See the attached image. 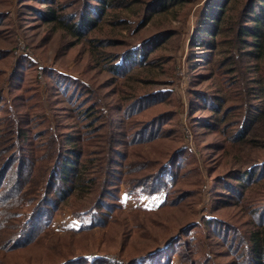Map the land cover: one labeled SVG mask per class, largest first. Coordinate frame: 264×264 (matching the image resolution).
<instances>
[{"label": "trees", "instance_id": "obj_1", "mask_svg": "<svg viewBox=\"0 0 264 264\" xmlns=\"http://www.w3.org/2000/svg\"><path fill=\"white\" fill-rule=\"evenodd\" d=\"M29 1L48 5L32 14L63 31L61 46L93 70L75 76L29 57L14 65L12 50L0 46V62L10 67L0 64V264H120L112 254L127 256L128 264H161L172 249L186 264H264V0H206L195 24L192 62L206 61L212 74L192 94L193 106L210 114L194 122L218 136L202 158L216 208L211 217L189 216L178 227L171 224L176 215L195 211L197 200L188 199L202 188L201 168L174 126L173 91L151 87L164 69L160 48L178 33L170 17L183 24L193 0ZM24 66L35 72L17 88ZM39 70L47 86L60 83L67 99L80 103L65 110L71 122H60L59 130L35 115L45 108ZM103 75L104 93L98 89ZM222 91L231 99L225 108ZM162 191L159 209L142 206L155 217L124 224L122 192ZM69 201L77 226L61 235L54 224ZM109 224L115 233L102 242L86 232ZM163 229L168 234L157 242ZM202 229L224 249L211 251Z\"/></svg>", "mask_w": 264, "mask_h": 264}, {"label": "rangeland", "instance_id": "obj_2", "mask_svg": "<svg viewBox=\"0 0 264 264\" xmlns=\"http://www.w3.org/2000/svg\"><path fill=\"white\" fill-rule=\"evenodd\" d=\"M29 1V0H27ZM26 0H0V10H5L6 14L9 15L6 19L0 18V30L3 32V36H0V46H3L6 50H12L13 56L12 59L17 65L18 62H23L26 57L32 58L39 63L40 66H50L60 70L66 74H72L79 76L82 72H85L86 69L93 70L82 57L74 56L70 53L68 49L60 44V36L63 31L55 29L50 24H45L40 21L35 14H32L34 10H39L46 12L49 7L47 4L42 1H29ZM206 0H193L192 6L190 8L189 14L183 24H180L178 21H174L170 17L171 26L175 29H178V33L175 37H172L164 46L160 48L159 53L164 56V69H158L157 76L159 81L156 82L151 89H169L172 90L171 104L175 108L176 118L175 128H178V136L182 140L183 144L188 146L193 154L199 160V165L201 168V178H202V188L199 190V194L196 197H189L188 200L196 199L195 211H190L189 213H182L176 215V218L171 221V224L178 227L182 224L186 217L195 216L196 220H201L205 216H212V209L215 206L213 199L214 193V183L213 178L208 174L207 169L202 163V158L204 154H207L206 147L218 136H209L208 131H203L202 128H199L197 122H194L195 119L202 118L201 116L208 115V111H199L196 107L193 106L196 102L197 97L192 95L193 92H196L195 88L197 84L211 76L210 66L205 64L206 61L203 60V63H193L192 62V38L195 37V24L201 13V10L205 4ZM162 22H167V18H162ZM153 22L147 26L152 28ZM49 30L53 31L52 37L48 42L43 45L44 40L50 35ZM44 34V35H43ZM43 36V37H42ZM216 51L217 48H216ZM217 58H221L219 55ZM6 59L0 64L6 70H10V67H7L5 63ZM29 62H27L28 64ZM88 67V68H87ZM23 77L17 79V88L24 86L28 77L35 72V68L30 69L28 66L23 67ZM244 71V70H243ZM37 73L41 79V85L39 87V93L42 97L40 99L42 102V107L44 109H38L39 112L35 111L36 114H40L47 118L50 123V127H55L59 130V123H69L71 122L65 115L66 109H71L75 105H80L79 102H71L67 99L63 93L62 85L56 83V85L51 86L45 84L44 70H39ZM10 71L7 72L6 78L8 79ZM26 78V79H25ZM44 78V79H43ZM104 75L101 77L98 89L104 93L108 88V83L103 81L106 79ZM9 80V79H8ZM7 80V81H8ZM56 80V79H54ZM57 81V80H56ZM10 82V81H8ZM216 84H220L219 80L216 79ZM205 83H208L206 81ZM226 83V82H225ZM223 83V86L224 84ZM7 84V83H6ZM37 94V93H36ZM223 96L225 97L226 103H224V108L231 103L229 98V93L222 91ZM4 96L8 99L7 90L4 92ZM261 99H256V103L261 102ZM39 100H34L32 109L37 107ZM32 111V110H31ZM178 122V123H177ZM58 126V127H57ZM71 126L61 127L62 129L70 128ZM41 133L49 134L50 130L39 126ZM47 135L43 138L46 139ZM215 153H211L209 157H212ZM219 188L216 189V191ZM166 191L161 193L154 194L152 196L143 195L140 197L137 196H128L125 192L121 193L122 209L124 211V224H130L137 218L143 220L144 217H149L150 215L155 217L153 213H147L143 207L152 208L151 210L159 209L160 203L164 200ZM143 206V207H142ZM142 208V209H141ZM216 208V207H215ZM214 208V209H215ZM220 212L224 211L222 208H218ZM164 210L161 208L159 213H163ZM72 201L65 203L62 206L61 211L57 214V219L54 224V227L57 230H60V234L64 235L66 233L65 227L69 225H76L78 220L72 216ZM167 227V226H166ZM164 227V228H166ZM174 227L171 231H174ZM135 228L133 227L129 234L127 235L128 241L133 238L135 234ZM155 231V229H154ZM86 232L93 236V239L96 242H102L106 238H109L110 235H113L115 231L108 227L101 229V227L90 228ZM170 232V231H169ZM83 233H78L82 236ZM106 234V236H103ZM168 232L162 230L158 241L163 240L167 236ZM139 238L144 240L147 235L145 230H141L139 233ZM210 234L206 233L205 229H202L200 233V238L205 242H209L211 245V251L223 247V243L220 244L216 239L210 238ZM98 251L95 249L90 252V254L96 255ZM114 259H117L120 264H128V257L123 256L119 257L117 254H112ZM181 253L177 249H172L169 252H166L163 256V262L161 264H186L181 257ZM25 259L31 260L32 256H25Z\"/></svg>", "mask_w": 264, "mask_h": 264}]
</instances>
